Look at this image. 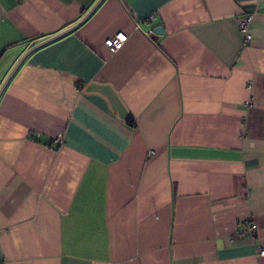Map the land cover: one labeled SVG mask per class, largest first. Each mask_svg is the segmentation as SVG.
<instances>
[{
  "label": "crops",
  "instance_id": "obj_1",
  "mask_svg": "<svg viewBox=\"0 0 264 264\" xmlns=\"http://www.w3.org/2000/svg\"><path fill=\"white\" fill-rule=\"evenodd\" d=\"M95 1L0 0V86ZM0 264H264V0H104L29 54L0 96Z\"/></svg>",
  "mask_w": 264,
  "mask_h": 264
},
{
  "label": "water",
  "instance_id": "obj_2",
  "mask_svg": "<svg viewBox=\"0 0 264 264\" xmlns=\"http://www.w3.org/2000/svg\"><path fill=\"white\" fill-rule=\"evenodd\" d=\"M104 0H96L91 7L86 11V13L79 19V21H77L76 23H74V25L59 31L58 33H55L53 35H51L50 37H47L46 39H43L42 41L32 45L27 51H25L21 57L19 58V60L17 61V63L14 65V67L10 70V72L8 73V75L6 76V78L4 79V81L2 82L1 86H0V96L2 94V92L4 91V89L6 88L7 84L9 83V81L11 80L12 76L14 75L15 71L17 70V68L19 67V65L25 60V58L31 54L33 51L37 50L38 48L51 43L55 40H57L58 38H61L62 36L72 32L74 29H76L79 25H81L83 22H85L89 16L96 10V8L103 2ZM155 33H162V29L161 27H156L154 29Z\"/></svg>",
  "mask_w": 264,
  "mask_h": 264
},
{
  "label": "built area",
  "instance_id": "obj_3",
  "mask_svg": "<svg viewBox=\"0 0 264 264\" xmlns=\"http://www.w3.org/2000/svg\"><path fill=\"white\" fill-rule=\"evenodd\" d=\"M252 20L251 15H246L239 21V28L244 33L245 41L250 40L249 27ZM152 31H149L148 34H151ZM126 35L123 32H118L111 37L105 39L104 43L111 52H114L120 49L123 43L126 41ZM255 225L253 223H248L246 226H241L237 229V234L241 237L251 236L255 230Z\"/></svg>",
  "mask_w": 264,
  "mask_h": 264
}]
</instances>
